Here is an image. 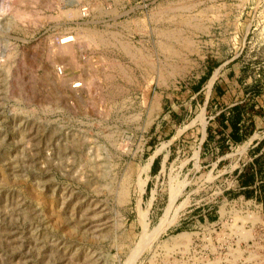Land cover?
I'll list each match as a JSON object with an SVG mask.
<instances>
[{"label":"rangeland","instance_id":"obj_1","mask_svg":"<svg viewBox=\"0 0 264 264\" xmlns=\"http://www.w3.org/2000/svg\"><path fill=\"white\" fill-rule=\"evenodd\" d=\"M88 5L0 0V264H264L238 181L264 140V0ZM238 103L255 132L224 152L208 130Z\"/></svg>","mask_w":264,"mask_h":264},{"label":"trees","instance_id":"obj_2","mask_svg":"<svg viewBox=\"0 0 264 264\" xmlns=\"http://www.w3.org/2000/svg\"><path fill=\"white\" fill-rule=\"evenodd\" d=\"M217 68L216 64H211L207 67V73L201 80L193 87L195 94H198L203 85L211 78L213 72ZM219 95H223V92L219 89ZM246 106L244 103L236 104L230 108H227V111H223L216 116V122L218 124L217 128L209 129V134L215 132L216 135L222 140L221 149L226 151L228 149V141L230 140L235 145L242 144L247 141V139L255 131V125L247 124L246 121ZM231 131L227 133V130ZM264 140L261 142L260 146L251 151L253 161L251 164H248L238 175V181L241 185L239 194L245 196V198H251L255 196V193L258 191L255 189L256 183L259 182L258 190L260 192V200L263 203L264 207ZM161 167V158L158 157L155 159L152 172L158 173Z\"/></svg>","mask_w":264,"mask_h":264},{"label":"bare ground","instance_id":"obj_3","mask_svg":"<svg viewBox=\"0 0 264 264\" xmlns=\"http://www.w3.org/2000/svg\"><path fill=\"white\" fill-rule=\"evenodd\" d=\"M80 2H82L81 0H80ZM185 8V7H184ZM169 9H171V8H169ZM169 9H168V12H169ZM16 10H19V9H16ZM73 10V9H72ZM71 10V11H72ZM193 10V9H192ZM166 10H164V12H165ZM190 11V10H189ZM78 12V11H77ZM167 12V11H166ZM20 15H22V13L19 11L18 12ZM72 14V13H71ZM77 14V13H76ZM174 14V13H173ZM183 14H184V12H183ZM202 14H203V12H202ZM157 15V14H156ZM161 15V14H160ZM154 17H155V15H153ZM17 17H19V16H17ZM16 17V18H17ZM75 19V18H74ZM193 19V18H192ZM34 20V19H33ZM36 21V20H35ZM185 22V21H184ZM193 23V22H192ZM184 24V23H183ZM187 24V23H186ZM179 27V26H178ZM179 29V28H178ZM198 30V29H197ZM199 31V30H198ZM169 32V31H168ZM181 32V31H180ZM173 33V32H172ZM164 34V33H163ZM168 34V33H167ZM175 34V33H174ZM91 35V34H90ZM93 35V34H92ZM171 36H173L172 34H170ZM175 36V35H174ZM173 36V37H174ZM178 37V36H177ZM180 37V36H179ZM85 39V38H84ZM86 39H90L91 40V38L90 37H86ZM166 39V38H165ZM181 39V38H180ZM170 40V39H169ZM174 40V39H173ZM75 41V38H73V36L71 37H67V36H65L64 38H62L61 37V39L59 40V42H58V47H56V48H58V52H59V54H61V55H63V56H65V54H67V55H70V57L72 56V57H74V54H73V50H74V46H75V44L73 43ZM163 41V40H162ZM175 41H176V39H175ZM177 41H179V40H177ZM183 41V40H182ZM187 41V40H186ZM188 42H189V40H188ZM79 43V42H78ZM162 43V42H161ZM186 43V42H185ZM86 44V43H85ZM123 45V44H122ZM161 45V44H160ZM163 45H164V43H163ZM90 46V45H89ZM186 46V45H185ZM191 46V45H190ZM193 46V45H192ZM96 47V46H95ZM122 47V46H121ZM170 47V46H169ZM187 47V46H186ZM123 48V51L129 56V57H131V59H136L137 57L139 58V56H140V58L138 59V61L141 59L142 61L143 60H146L147 59V57H146V55H144V54H142L141 52V54H138V53H136V52H134V49L132 50L131 48H129L128 47V45H125V46H123L122 47ZM163 48H164V46H163ZM159 49H161V48H159ZM165 50V49H164ZM137 51H139V50H137ZM58 54V53H57ZM137 54V55H136ZM66 55V56H67ZM143 57H145V58H143ZM74 60V59H73ZM136 62V61H135ZM153 62V61H152ZM142 64H143V62H142ZM146 64H148L147 63V61H146ZM150 64V63H149ZM140 65V64H139ZM138 65V66H139ZM147 66V65H146ZM141 67H143V66H141ZM148 67V66H147ZM145 68V67H144ZM161 68V67H160ZM122 69V68H121ZM154 69V68H153ZM172 69H174V68H172ZM122 70H124V69H122ZM121 70V71H122ZM123 72V71H122ZM171 72V71H170ZM150 73V72H149ZM178 73V72H177ZM122 74V73H121ZM126 74H128V73H126ZM162 75V74H161ZM170 75H171V73H170ZM123 76H124V74H123ZM127 76V75H126ZM125 76V77H126ZM149 76V75H148ZM161 77V76H160ZM171 77V76H170ZM124 78V77H123ZM161 78H163V77H161ZM160 78V79H161ZM164 79V78H163ZM118 91H119V89H118ZM115 92V91H114ZM121 92H119V93H117V94H120ZM116 94V95H117ZM119 96V95H118ZM201 114V113H200ZM147 166V165H146ZM96 167V166H95ZM94 167V168H95ZM142 168V167H141ZM140 168V169H141ZM134 173H135V170H134V168H131L130 170H129V172L127 173V175L125 176V181H124V183L123 182H121L122 183V185H121V187L119 188V198H117V199H119V202H120V204H124V203H126L127 202V199L129 198V195H130V191H131V189H132V185H131V183H132V179H133V176H134ZM144 174H145V172H144ZM139 176V175H138ZM137 179V178H136ZM141 181H142V179H141ZM136 182V181H135ZM134 182V183H135ZM137 183V182H136ZM136 183H135V185H136ZM139 183V182H138ZM140 184V183H139ZM138 184V185H139ZM178 186V185H177ZM181 186V185H180ZM138 187V186H137ZM135 188V187H134ZM178 188V187H177ZM141 189V188H140ZM138 192H139V189L137 190ZM112 193V192H111ZM115 194V193H114ZM116 195V194H115ZM139 209V208H138ZM140 211V210H139ZM143 214V213H142ZM145 218H146V216H145ZM173 221V220H172ZM160 224V223H159ZM166 225H167V223H166ZM156 230H157V228H156ZM146 233H148V232H146ZM151 233V232H150ZM151 236V235H150ZM117 237V236H116ZM142 237H143V235H142ZM155 238V237H154ZM148 239V238H147ZM139 241V240H138ZM153 243V242H152ZM140 248V247H139ZM133 249V248H132ZM131 249V250H132ZM135 250V249H134ZM142 250V249H141ZM131 253V252H130ZM133 255H134V253H133ZM136 255V254H135ZM136 257V256H135ZM130 259V258H129ZM135 260V259H134ZM124 263V262H123Z\"/></svg>","mask_w":264,"mask_h":264},{"label":"built area","instance_id":"obj_4","mask_svg":"<svg viewBox=\"0 0 264 264\" xmlns=\"http://www.w3.org/2000/svg\"><path fill=\"white\" fill-rule=\"evenodd\" d=\"M78 1H80V0H66L67 3H70V4L75 3V5L83 6V7H80V11H81V13H83L82 16H84V17L88 16L89 13H90V8H89L88 4L91 2V0H81L82 3L83 2H88V4H78L79 3ZM75 86L76 85H74L73 87H75ZM75 89H78V88H75Z\"/></svg>","mask_w":264,"mask_h":264},{"label":"crops","instance_id":"obj_5","mask_svg":"<svg viewBox=\"0 0 264 264\" xmlns=\"http://www.w3.org/2000/svg\"><path fill=\"white\" fill-rule=\"evenodd\" d=\"M201 90H202V89H201ZM200 92H201V91H200ZM200 92L198 93L199 95H200ZM222 112H223V111H222ZM219 114H220V113H219ZM247 124H248V123H247ZM230 131H231V130H230V129H228V130H227V133H228V132H230ZM254 132H255V131H254ZM254 132L252 133V135L254 134ZM214 134H215V132H214ZM252 135H251V136H252ZM251 136H250V137H251ZM250 137H249V138H250ZM219 138H220V137H219ZM249 138H248V139H249ZM248 139H247V140H248ZM253 141H255V140H253ZM253 141H252V142H253ZM245 142H246V141H245ZM229 143H232V144H234V143H233V142H231L230 140L228 141V143H227V144H229Z\"/></svg>","mask_w":264,"mask_h":264}]
</instances>
